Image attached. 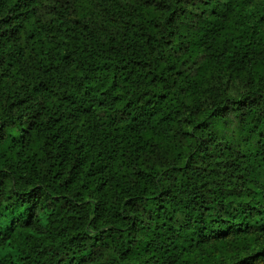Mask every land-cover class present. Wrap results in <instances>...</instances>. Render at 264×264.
I'll return each mask as SVG.
<instances>
[{"label": "trees", "instance_id": "obj_1", "mask_svg": "<svg viewBox=\"0 0 264 264\" xmlns=\"http://www.w3.org/2000/svg\"><path fill=\"white\" fill-rule=\"evenodd\" d=\"M169 1L140 6L117 42L83 21L91 0H73L76 20L0 0V264H81L92 246L104 264L263 254L264 0ZM214 71L248 76L235 121L229 106L199 112ZM21 91L45 98V118L15 114L6 93ZM97 212L113 213L103 230Z\"/></svg>", "mask_w": 264, "mask_h": 264}, {"label": "rangeland", "instance_id": "obj_2", "mask_svg": "<svg viewBox=\"0 0 264 264\" xmlns=\"http://www.w3.org/2000/svg\"><path fill=\"white\" fill-rule=\"evenodd\" d=\"M95 9L93 16H88L83 19L85 23L94 28L98 34L106 40H115L120 42V37L124 34V26L131 22L138 23L141 19L139 7H149L151 4L162 6L163 4H169V0H91ZM263 4L261 2L255 3L248 7L245 14H253L255 17L261 14ZM37 16L45 20H49L53 17L60 16L63 20H76L77 14L73 5V0H39L36 7ZM9 27H3L0 32H4ZM165 32V30H163ZM10 44L4 43L0 45V54L12 55L10 51ZM3 52V53H2ZM199 66V62L191 63L189 69L195 70ZM14 85V90L18 91L21 87L22 81L11 82ZM205 91L200 102V111L202 114H208L210 111L217 108L226 110L230 109V117L235 121L234 112L232 111V104L235 100L242 99L244 94H247L250 90L249 79L247 75L237 78H231L224 75L222 72L214 71L207 73L205 77ZM19 92V91H18ZM17 97H10L9 93H6L7 104L17 102L14 105L15 114L27 115L41 113L44 118L46 117L45 98L36 91L28 93V91H21ZM25 109V112L23 111ZM235 123V122H234ZM81 139H78L75 144L76 147L81 149ZM12 183L8 186L12 190ZM86 199L83 203H87ZM91 203L100 208L103 206L104 201L98 197H92ZM111 211V210H110ZM96 217L99 222L100 229H105V222L111 221L113 213L109 212L108 216L103 213L101 215L97 212L91 215V218ZM89 234L95 235L97 232L90 228ZM90 251L83 259L81 264H104L110 260V250L101 249L97 246H92ZM16 256V248H11L9 251ZM246 264H264V252L257 260H249Z\"/></svg>", "mask_w": 264, "mask_h": 264}]
</instances>
